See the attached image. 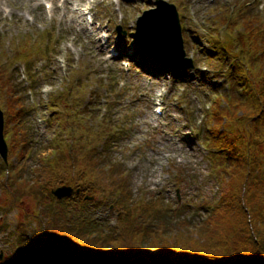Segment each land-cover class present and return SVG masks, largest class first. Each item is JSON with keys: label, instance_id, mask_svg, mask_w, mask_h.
I'll use <instances>...</instances> for the list:
<instances>
[{"label": "rangeland", "instance_id": "obj_1", "mask_svg": "<svg viewBox=\"0 0 264 264\" xmlns=\"http://www.w3.org/2000/svg\"><path fill=\"white\" fill-rule=\"evenodd\" d=\"M158 1L176 8L190 70L183 63L158 62L165 59V40L152 49L137 38V18L154 10ZM74 4L0 0V78L14 88L5 92L6 85L0 84L8 147L6 162L0 157V264H28L34 260L23 259L20 248L29 254L37 241L49 243L44 218L59 200L45 188L75 189L83 182L78 189L85 197L62 199L72 217L68 225L76 231L81 224L90 230L99 225L103 233L116 232L126 222L141 228L145 219L138 201L148 200L161 213L178 208L182 213L175 218H192V225L203 227L205 219L218 214L222 194L234 198L241 193L238 177L221 174L210 156H221L218 150L246 125L222 95L244 102L260 88L264 0H94L89 26L86 14L77 18L81 13L73 11ZM151 50L154 56L145 53ZM137 52L145 54L134 60ZM150 60L160 74L150 65L140 66ZM233 63L237 74L247 69L249 74L245 83L236 77L229 90ZM73 77L81 84L70 89ZM97 78L102 82L95 86ZM156 102L159 115L153 112ZM22 107L25 112L18 117ZM221 129L230 134L228 140ZM95 139L99 149H94ZM107 139L110 149L100 150V140ZM12 142L16 150L22 148L23 160L9 148ZM64 164H73L72 173ZM20 166L27 172L16 173ZM23 180L45 185L31 196L19 189L21 183L15 193V184Z\"/></svg>", "mask_w": 264, "mask_h": 264}, {"label": "trees", "instance_id": "obj_2", "mask_svg": "<svg viewBox=\"0 0 264 264\" xmlns=\"http://www.w3.org/2000/svg\"><path fill=\"white\" fill-rule=\"evenodd\" d=\"M211 47L217 49L212 44ZM221 47V51L228 53L222 45ZM137 55L141 56V53L137 52ZM151 61H148L149 64L145 62L140 65L143 68L150 65L154 74H160L162 70H158V67L156 68ZM230 66H233L234 69L230 68L228 71L229 80L226 81L229 82H227L226 88L229 90L233 88V81L236 77L245 83L249 74L247 69L239 75L236 71L237 66L234 63ZM147 71L152 73L151 69H147ZM2 74L4 75V73ZM260 77L262 78L260 88L257 91H252V94L244 102L239 98H230L228 95L227 98L225 93L222 95L226 103L234 104L237 112H241L237 118H242L246 125L242 130L244 132H239L236 136L239 139L232 137L229 139L228 135L230 136V134L222 133L224 129H221L220 133L225 135L227 140L229 139V144L218 150L221 156L216 157L214 154L210 156V161H215V167L226 177H238L241 193L235 194L234 198L232 194L231 196L229 193L222 194L216 207L221 205L220 210L217 211L218 214L208 220L205 219L206 223L203 227L200 224L192 225L189 220L175 218L182 213L181 210H177L178 208L176 210L168 209L161 213L160 210L154 209L148 200L138 201L140 213L145 219L139 224L141 228H136L132 223L126 222L123 226L118 227L116 232L111 231L114 230L112 228L103 233L99 225H93L90 230L87 229V224H81L77 228L79 230L76 231L71 229L74 228L71 227V224L68 225L72 217L70 211L62 205L66 200H59L55 201L53 208L48 210V217L44 218V224H46L44 233L50 240L49 243L42 246L41 241H37L29 254L20 248L23 259L32 258L34 260H29L26 263L36 261V264H92V261H96L100 262L98 264H264V75H260ZM72 79L74 81H72L70 89L81 84L74 77ZM101 82V79L97 78L93 84L97 86ZM0 84L6 85L5 92L13 93L14 88L9 80L6 82L0 78ZM231 86L232 88H230ZM246 89L247 87L243 93ZM255 107H257V111L253 110ZM23 112H25V108L18 109V117ZM5 126L7 127L6 123ZM104 131H107L106 136L108 129ZM96 141L97 139L92 140L95 145L94 149L97 148ZM100 141L102 142L100 150H104L105 146L110 149L108 139ZM21 147H24L23 139ZM9 148L16 151V156L20 158L22 156V160L24 159L25 153L21 151L22 148L15 149V142L9 143ZM256 151L258 155H254ZM108 152H105V161L107 160L110 164L111 159ZM256 156L261 160L254 159ZM66 166L72 173L71 166L73 164ZM27 170L20 166L16 173L21 174ZM42 171L44 172L45 169ZM215 171L214 177L217 178V170ZM70 175V178L74 179L75 175ZM21 183L24 186L19 189L31 196L45 185L37 182L26 183L23 180L15 184V193ZM82 184L83 182L76 183V188ZM84 189L89 191V185H85ZM47 190L49 194L51 189L45 188V191ZM125 191L127 193V190ZM76 197L83 198L85 194L80 191ZM120 198L122 197L120 196ZM116 201L118 203V200ZM123 204H126L124 200ZM130 209L133 210L134 207H130ZM223 222H226L227 229L220 225ZM127 223L129 224L127 225ZM191 227L195 229L191 230ZM222 227L223 229H221ZM93 231L96 233H92ZM43 241L45 243V240ZM21 247L24 248L23 245ZM8 262L10 260H5L4 264Z\"/></svg>", "mask_w": 264, "mask_h": 264}, {"label": "water", "instance_id": "obj_3", "mask_svg": "<svg viewBox=\"0 0 264 264\" xmlns=\"http://www.w3.org/2000/svg\"><path fill=\"white\" fill-rule=\"evenodd\" d=\"M136 33L138 40L140 42L141 40L148 41V45L152 49L161 45L163 40L166 41L168 49L167 52L162 55L165 56V59L163 57L162 59L164 60L158 59V62L162 63V65L166 66L168 65L166 63L173 64L174 62H178L183 63V68H192L190 59L185 58L178 15L173 5L158 1L157 7L154 10L147 14H143L138 19L136 23ZM145 53L154 56L152 50ZM159 55L160 52H158L157 56ZM3 127V112L0 109V157L6 162L7 145L3 137ZM73 192V188L68 186H61L51 190V194L57 200L68 198ZM75 192L78 193L79 190L77 189Z\"/></svg>", "mask_w": 264, "mask_h": 264}, {"label": "bare ground", "instance_id": "obj_4", "mask_svg": "<svg viewBox=\"0 0 264 264\" xmlns=\"http://www.w3.org/2000/svg\"><path fill=\"white\" fill-rule=\"evenodd\" d=\"M39 2L41 1H48V0H38ZM67 1H72L74 4V8L73 11L75 12L76 10L78 12L81 13V15L79 14L77 18H80L81 16H83L84 14H89L90 12H92V7L90 6L91 2H94V0H62V2H67ZM79 2H84L85 3V7L83 9L81 8H77ZM118 55V54H117ZM185 217V216H184ZM185 220H190L192 218H183ZM172 222V221H171ZM173 223V222H172Z\"/></svg>", "mask_w": 264, "mask_h": 264}, {"label": "flooded vegetation", "instance_id": "obj_5", "mask_svg": "<svg viewBox=\"0 0 264 264\" xmlns=\"http://www.w3.org/2000/svg\"><path fill=\"white\" fill-rule=\"evenodd\" d=\"M73 189H74V188H73ZM77 189H78V188H75V189H74V192L72 193V195H71L70 197L74 198L73 196L76 197V196H78V195L80 194V190H79V189H78V190H79L78 193L75 192Z\"/></svg>", "mask_w": 264, "mask_h": 264}]
</instances>
